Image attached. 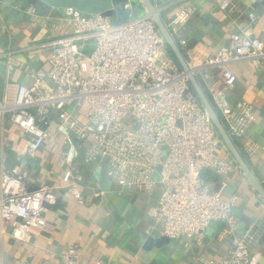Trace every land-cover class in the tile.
<instances>
[{
  "label": "built area",
  "instance_id": "built-area-1",
  "mask_svg": "<svg viewBox=\"0 0 264 264\" xmlns=\"http://www.w3.org/2000/svg\"><path fill=\"white\" fill-rule=\"evenodd\" d=\"M124 8L131 11L130 0ZM220 8L239 6L221 0ZM114 19L113 14L64 8V31L41 45L49 67L30 72L32 82L18 85L12 102H0V121L6 118L25 135L21 154L30 159L46 141L60 143L63 172L58 188L78 203L85 202L79 189L84 183L81 163L93 173L104 165L105 174L122 189L135 186L148 194L160 189L149 215L161 236L188 243L216 222L233 233L236 198L222 196L223 184L211 189L203 174H226L238 165L231 155H218V134L150 15ZM248 19H255L252 11ZM177 44L188 57L190 72L205 85L227 133L243 138L255 111L245 100H229L226 91L237 80L231 66L245 61L264 66V42L248 27L231 33L225 46L202 58L191 53L184 38ZM12 68L8 54L6 78ZM213 70L219 73L216 81H210ZM78 142L86 143L82 152ZM6 156L1 151L0 225L9 226V235L23 241L31 230L46 226L58 188L26 189L24 174L4 165ZM86 187L94 197L104 194L92 183ZM254 237L252 228L244 229L232 237L221 259H202V264H259V253L250 248ZM59 264L89 263L70 248Z\"/></svg>",
  "mask_w": 264,
  "mask_h": 264
},
{
  "label": "crops",
  "instance_id": "crops-1",
  "mask_svg": "<svg viewBox=\"0 0 264 264\" xmlns=\"http://www.w3.org/2000/svg\"><path fill=\"white\" fill-rule=\"evenodd\" d=\"M110 1L116 21H123L129 14L133 18L149 15L140 0H130L131 11L124 8L127 0ZM151 1L176 44L178 38H184L198 58L216 52L228 43L231 33L248 27L264 42V0H229L239 6L231 11L220 8L221 0ZM251 11L255 14L253 21L248 19ZM63 15V8L43 0H0V102H12L17 86L32 82L30 72L49 67L48 52L41 45L64 31ZM8 54L13 68L6 78ZM231 69L237 80L226 91L229 100H245L255 111V121L243 138L233 141L264 186V66L245 61L233 64ZM217 79L219 73L213 70L210 81ZM24 142L25 135L15 125L6 118L0 121V153L7 154L3 163L24 174V187L61 186L60 143L46 141L30 159L21 154ZM78 145L82 152L86 143ZM217 153L230 155L222 142L217 145ZM81 167L84 183L79 189L85 202L78 203L71 193L58 188L46 213V226L31 230L23 241L9 235V226L2 229L0 225V264H59L61 255L70 248L89 264H202V259H221L232 237L248 227L255 233L250 248L259 253V264H264V202L246 182L239 166L222 175L210 171L203 174L211 189L223 184L222 196L236 198L232 211L235 230L227 233L224 223H210L200 237L188 243L182 238L156 243L162 236L149 211L157 203L159 188L151 194L135 186L122 189L105 174L104 165L96 173L90 166L81 163ZM86 182L101 189L103 196H92Z\"/></svg>",
  "mask_w": 264,
  "mask_h": 264
},
{
  "label": "water",
  "instance_id": "water-1",
  "mask_svg": "<svg viewBox=\"0 0 264 264\" xmlns=\"http://www.w3.org/2000/svg\"><path fill=\"white\" fill-rule=\"evenodd\" d=\"M45 3L49 4L52 7L57 8H66L73 7L79 10L82 13L94 14V13H103L106 15L113 14V6L110 0H43ZM146 12L150 15L152 21L155 24V27L161 37L163 38L166 47L169 48L173 57L179 66V68L186 74L188 78V83L190 90L195 95L201 106L204 108L209 120L211 121L214 129L216 130L218 137L225 148L228 150L229 154L236 162V164L241 169L246 182L254 189V191L259 195V197L264 202V186L249 168L244 157L237 149L234 144L233 139L227 133L223 122L220 119L218 112L215 110L212 105L210 98L206 91L203 89L200 81L194 77L190 72L187 64V60L182 53L181 49L178 47L174 41L172 35L167 29L165 23L163 22L159 12L156 9V6L151 0H140ZM168 238L162 236L158 239L157 242L167 241Z\"/></svg>",
  "mask_w": 264,
  "mask_h": 264
},
{
  "label": "trees",
  "instance_id": "trees-1",
  "mask_svg": "<svg viewBox=\"0 0 264 264\" xmlns=\"http://www.w3.org/2000/svg\"><path fill=\"white\" fill-rule=\"evenodd\" d=\"M167 52H168V54L170 55V57H171V59L173 60V62L177 65V63H176V61H175V59H174V57H173V54L171 53V51L169 50V48H167ZM178 66V65H177ZM235 141V140H234Z\"/></svg>",
  "mask_w": 264,
  "mask_h": 264
},
{
  "label": "rangeland",
  "instance_id": "rangeland-1",
  "mask_svg": "<svg viewBox=\"0 0 264 264\" xmlns=\"http://www.w3.org/2000/svg\"><path fill=\"white\" fill-rule=\"evenodd\" d=\"M169 55V54H168Z\"/></svg>",
  "mask_w": 264,
  "mask_h": 264
}]
</instances>
